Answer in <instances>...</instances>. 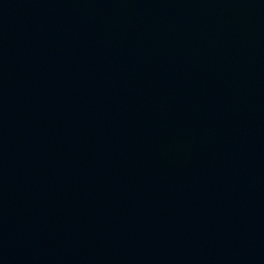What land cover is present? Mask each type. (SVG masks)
<instances>
[{"label":"water","instance_id":"1","mask_svg":"<svg viewBox=\"0 0 264 264\" xmlns=\"http://www.w3.org/2000/svg\"><path fill=\"white\" fill-rule=\"evenodd\" d=\"M0 264H264V0H0Z\"/></svg>","mask_w":264,"mask_h":264}]
</instances>
